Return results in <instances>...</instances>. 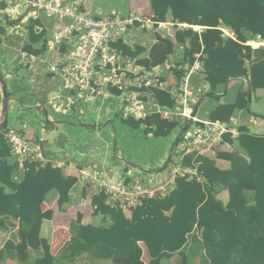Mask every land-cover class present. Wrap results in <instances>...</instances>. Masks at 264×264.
<instances>
[{"label": "trees", "instance_id": "trees-1", "mask_svg": "<svg viewBox=\"0 0 264 264\" xmlns=\"http://www.w3.org/2000/svg\"><path fill=\"white\" fill-rule=\"evenodd\" d=\"M148 3L153 27L170 22L172 31L167 35L155 34L149 49L140 44L130 48L120 40L112 46L131 57L146 53L137 61L146 67L168 62L180 48V59L161 76V80L177 84L187 72L186 65H192L199 55L202 68L198 72L203 74L208 91L197 94L193 107L198 97L208 94V98L217 102L208 112L209 120L230 122L237 110L248 112V90L253 94L264 89V0H148ZM33 24L28 25L29 36L22 49L40 53L46 40L43 33L33 31ZM197 27L201 30L196 31ZM1 41L0 38V44ZM39 43L41 46H36ZM237 78L246 80V89H239L234 101L220 102L221 88ZM168 89L169 85L167 89L151 87L147 92L158 107L170 108L176 97ZM111 92L120 94L115 89ZM115 117L154 137L168 136L182 127L178 121L163 118L158 112L142 118L118 113ZM237 130L235 139H230L229 134L223 136L232 149L217 147L214 158L196 150L184 154L182 164L195 168L199 180L178 177L167 195L144 200L131 209L129 216L108 205L103 192L92 194V215L107 217L110 225L84 224L82 213L77 212L68 223L69 239L55 255L50 252L49 242L40 236L42 221L51 219L53 213L50 209L42 210V204L47 194L55 191L57 209L64 211L77 178L65 175L51 162L40 165L24 161L22 178L15 181L13 174L18 165L10 162L6 131H0V230L13 231L0 249V264L5 259L18 264H74L77 259L143 264L141 242L150 260L148 264H165L176 252L180 254L176 264H190L198 255L207 264H264V128L261 133H253L242 124ZM216 159L228 161V169L218 167ZM223 190L228 193L226 204L218 198ZM30 250L37 254L33 260Z\"/></svg>", "mask_w": 264, "mask_h": 264}, {"label": "built area", "instance_id": "built-area-1", "mask_svg": "<svg viewBox=\"0 0 264 264\" xmlns=\"http://www.w3.org/2000/svg\"><path fill=\"white\" fill-rule=\"evenodd\" d=\"M3 11L10 14L0 16L7 22H13L25 14L29 15L28 25L34 22L33 31L36 34L43 33L46 40L42 44L43 52L20 51L16 57L19 62L26 67H38L43 73L52 75L66 91L90 98L113 95L126 108L130 107L136 112L128 109L129 114L139 117H145L146 114L137 98L138 89H167L169 85L168 90L176 97L174 106L160 107L157 110L163 118L174 119L189 126L183 134L179 152L174 153L170 159L166 179L155 182L135 178L131 181L110 180L92 171H80L79 178L96 190L95 192H103L108 205L130 214L131 209L141 205L144 200L167 195L174 188L178 177L199 180L195 168L182 164L184 154L195 150L194 147L202 155L211 148L215 150L222 147L228 151L232 149V145L225 142L223 136L229 134L230 139L238 136L239 125L235 119L232 118L230 122L212 121L194 114L191 77L202 67L199 55H196L192 65L186 67L187 72L177 84L161 80V75L172 67L171 60L146 67L137 62L141 57H131L112 46L120 40L132 48L135 43L126 40L129 29H152L154 22L150 18H144L140 13H131L128 16L116 13L92 14L85 9L83 0H0V13ZM161 26L164 25L159 24L157 28ZM222 32L229 35L225 28H222ZM111 89L119 90L120 94L114 95ZM5 131L9 153L18 163L23 165L24 161H35L43 165L45 156L38 144L11 126Z\"/></svg>", "mask_w": 264, "mask_h": 264}, {"label": "crops", "instance_id": "crops-1", "mask_svg": "<svg viewBox=\"0 0 264 264\" xmlns=\"http://www.w3.org/2000/svg\"><path fill=\"white\" fill-rule=\"evenodd\" d=\"M83 1L85 9L88 11L86 6L87 1ZM130 8L131 13L139 10L137 8V5L135 4H132ZM1 15L2 13H0V16ZM28 27L29 26L26 25V27L23 30H19L20 32H17L16 35L11 38L9 37L10 40L8 41H12V39L15 38L20 47L22 45L24 46L29 36ZM153 29L156 28L153 27ZM148 30L149 29L145 27H143L142 29H140L139 27L130 28L126 35V40L129 43L140 44L146 49H149V47L155 41L154 35L157 33H161L159 31H154L155 33L153 35V40L151 41L149 46H146L142 38L146 35ZM140 40H142V42H140ZM39 44H37L36 46H39ZM23 46L21 48L19 47V52L24 51L22 49ZM16 52L17 50H15L10 44H6V41H1L0 55L2 61L1 65L3 69L1 67L0 68L6 79L9 94L12 95V98L14 99L9 103L8 126L9 120L20 121L22 127L15 129L19 131L24 137L29 138L41 147L45 156L44 163L51 162L53 166L60 167L65 175H70L77 178V182L70 192V202L65 206L64 211H59L57 209V194L55 191H51L50 193H48L45 201L42 204V210L50 209L53 211V213L51 219H44L42 221L40 227V236L41 238H44L49 242L50 252L55 255L59 252L64 242L69 239L68 223L70 219H75L77 212L82 213V223L84 224L108 226L111 223L107 217H103L102 215H92L90 196L97 192H95L96 190H94L92 187L90 188V185L79 178L81 170L85 169L87 171L101 174L110 180H133L134 178H140L136 166L132 167V165L128 163L122 165L118 163V161L115 162V160L114 162L112 160L111 163L108 161L106 151L108 149L109 142L107 140L105 141L106 144H103L102 141L100 143V137L96 133L97 130H99L100 128H104L106 124H108V122L103 125L102 123L106 120H108L109 122L112 121V118L116 116V113L122 114L123 117H127L132 115L128 113V109L130 111H133L134 113L136 112L130 107L126 108L124 105H122V101L120 99V101H117L116 99L118 98L113 95L103 98H90L82 97L74 92L64 90L61 87V83L52 75L43 73V71L38 67L23 66L22 63L19 62L18 58L11 57ZM145 55L146 53H143L139 57L143 58L145 57ZM174 58V55H172L169 59L173 62V60H175ZM186 67L188 68L189 66L186 65ZM199 73L201 74V71ZM162 75L165 76V74ZM202 75L203 74H201V77ZM191 88L194 93V99L192 102L193 107V103L197 98V94L200 95L201 93L207 92L208 85L206 84V82H204V80L201 85H199V82L192 81L191 77ZM239 89H246V80L244 78L229 80L228 83L221 88V92L218 93L219 95H223V98L220 100V102L234 101L235 94ZM147 91V89L143 88L137 90V98L141 103L142 111L145 112L146 115L152 112H157L158 108H160L156 105L154 99ZM225 93L226 95H224ZM171 94L173 95V93ZM208 99V96L201 97L200 99L198 97L197 103L199 104L195 115H197L196 113L200 105ZM253 99L256 100V102L254 103V107L252 102L254 101ZM262 99L264 100V89H258L257 91H255V93L251 94V102L249 103L248 112L237 110L233 114L232 118L237 121L238 125L244 124L249 126L251 132L261 133L264 128V106L260 104L259 100ZM211 100V106L208 109L207 107L203 109V118L200 117L201 119H208V112L217 104L214 99ZM150 102H152V110H149L151 108V105L150 108L147 107ZM104 104H108V106L102 108ZM195 107H193V111L195 110ZM32 109L34 110V112L31 111ZM147 109L149 111H147ZM27 110H29L31 114L26 117H28L29 120H36L32 124H30L26 120H23L22 116L26 115ZM254 113L259 116H254ZM132 116L140 118L139 116ZM257 117L259 118L257 119ZM122 125L126 126L127 128H131L128 125ZM180 125L183 126L184 124ZM67 127L69 129H67ZM40 128L41 130L40 132H38ZM181 128L182 127H179L180 131ZM122 130H125V128H122ZM185 131L181 134V136L185 133ZM71 134L73 136H71ZM144 137L150 138L151 135H144ZM58 138L61 139L58 140ZM48 139H51L52 141L48 142ZM173 145L169 148V150L168 148L164 147L163 150L159 153V163H157V165L155 166V169L158 170L154 172L152 177L147 181L155 182L157 180L167 178V168H165V171H163L160 170L159 167L163 166L164 162L167 159V156L171 152ZM234 146L237 147L236 145ZM179 148L180 143L174 146L173 151L174 149L175 151L172 152V155L174 153L176 154V152L178 153ZM194 149L197 150V147H194ZM98 151L99 153H101V155H99ZM203 155L214 158L215 150H213L212 148L210 150H206ZM118 159H121L120 154L118 155ZM9 160L11 163L15 162L18 165L17 170L13 174V179L15 181H19L22 178L23 166L22 164L18 163L13 156H10ZM216 164L221 169H228L229 167V162L223 159H216ZM142 169V171L144 172H150L151 170L149 167H145ZM88 191H92V194L88 195ZM83 192L86 193V197H83ZM50 194H52L51 197H49ZM80 198L82 200H80ZM218 198L224 204H226L228 201L227 191L223 190L218 195ZM77 203L80 204L79 206L84 207V209L78 211L75 210V212H72V205H77ZM125 215L129 216V214ZM12 232L13 231L0 230V235L2 234L3 236H5L3 245L5 241L11 237ZM3 245L0 247V249L3 247ZM140 247L142 249L140 259L143 264H148L150 260L146 254L145 247L142 242L140 243ZM29 255L31 260H33L37 256V254L32 250L29 251ZM179 259L180 254L176 252L168 261H165V264H176ZM5 260V264H8V261L14 264H18L14 260ZM80 261H84L87 264H116L112 260H95L93 262H89L85 259H77L74 264H78V262ZM60 264H65V262H62ZM190 264L207 263L205 262V259L202 255H198L191 261Z\"/></svg>", "mask_w": 264, "mask_h": 264}, {"label": "rangeland", "instance_id": "rangeland-1", "mask_svg": "<svg viewBox=\"0 0 264 264\" xmlns=\"http://www.w3.org/2000/svg\"><path fill=\"white\" fill-rule=\"evenodd\" d=\"M86 6L87 9L90 13L92 14H101V15H105V14H110V13H116L119 14L121 16H128L129 14H131V6L132 4L137 5V8L139 10H137V13H140L142 15V17L149 19L150 15L152 13L148 0H86ZM136 12H133L134 14ZM2 14L5 15H10L7 14V11H3ZM30 16L29 15H23L21 18L19 19H14L13 22H7V20H5V18L1 19L0 18V38L1 40L6 41V44H10L15 50H17L16 53H14V55H12L11 57L16 58L19 55V43L16 42V39H12V41H8L10 40L11 37H13L14 35H16L17 32H20L19 30H23L26 25H28V18ZM144 25H148V24H144ZM182 26V24L180 25ZM164 27V28H162ZM159 29H151L149 28L148 32L146 33V35L142 38V40L144 41L146 46H149L151 41L153 40V35H154V31H159L160 33H162L163 35H167L168 33H170L172 31V26L168 23H166V25L162 26ZM196 31H200L201 28H194ZM3 30V31H2ZM2 32V34H1ZM5 32V33H4ZM6 37H5V36ZM10 37V38H9ZM18 40V39H17ZM142 40H140V42H142ZM258 41V40H257ZM264 44V43H262ZM260 44V45H262ZM23 46V45H22ZM21 46V47H22ZM20 47V48H21ZM176 55H174V61H178L180 59V55H181V49L177 48V50L175 51ZM2 61H1V55H0V67L3 69L2 65H1ZM202 74V73H201ZM201 74L199 72H195L192 75V81H198L199 85H201V83L203 82V75L201 77ZM10 89V88H9ZM12 98V95H11ZM210 99V100H209ZM207 101H204L198 111H197V115L201 118H203V109L205 107H207V109L211 106L212 104V100L211 98H209ZM117 101H120L119 99H116ZM253 107H254V103L256 102L255 99H253ZM260 104H262L264 106V100H259ZM152 102H150V104L147 106L150 108ZM108 106L107 105H103L102 108ZM152 105L151 108L149 110H152ZM147 109V111H149ZM32 112H34V110H31ZM31 113L29 110L26 111V115L22 116L23 120L28 121L30 124L34 123L36 120H29L28 117ZM2 116V114H1ZM107 117V116H104ZM106 126L104 128H100L99 130L96 131L97 135L100 137V143L102 141L103 144H106L105 141L108 140L109 145H108V149L106 151V155L108 158V161L111 163L112 160L114 162L118 161V163L125 165V163L131 164L132 167L136 166L137 170H138V175H139V179L143 178L145 180H149L153 173L156 172L158 169H155V166L157 165L158 159H159V153L163 150V148H169L173 145L174 140L176 138V136L178 135L180 129L179 127L175 128L168 136L165 137H154L151 136L150 138L148 137H144V135L146 136L145 133H143L141 130L138 129H133V128H127L126 126H123L121 122V120L117 119L116 117L112 118V121H104L102 123L105 124L107 123ZM126 125V124H124ZM9 126H13L14 128H21L22 125L20 123V121H12L9 120ZM122 128H125V130H122ZM66 129V128H65ZM67 129H69L67 127ZM41 128L38 130V132H40ZM178 131V133H177ZM177 133V134H176ZM71 136H73L71 134ZM61 138H58V140ZM52 141L51 139H48V142ZM171 142V144H170ZM175 151V149H174ZM173 151V152H174ZM99 153V151H98ZM121 155V159H118V155ZM99 155H101V153H99ZM145 167H149L151 170L150 172H144L142 171V168ZM161 168V166L159 167V169ZM131 180V179H130ZM129 180V181H130ZM50 193V192H49ZM88 195L92 194V191H88L87 192ZM52 194L49 195V197H51ZM79 198V197H78ZM80 200H82L80 198ZM79 200V201H80ZM80 204L77 203L72 205V212H75V210H81L84 209V207L79 206ZM5 236H3L2 234L0 235V247L3 245V241H4ZM4 260V264H5ZM8 264H14L11 262H7ZM78 264H87L84 261H80L78 262Z\"/></svg>", "mask_w": 264, "mask_h": 264}, {"label": "water", "instance_id": "water-1", "mask_svg": "<svg viewBox=\"0 0 264 264\" xmlns=\"http://www.w3.org/2000/svg\"><path fill=\"white\" fill-rule=\"evenodd\" d=\"M0 90H1V98H0V131H5L6 128L8 127L9 103L11 101H13L14 99L11 98V95L9 94V91H8V88H7V82H6V79H5L4 75H3V72L1 70V68H0ZM207 95L208 94H206L205 96H207ZM250 102H251V91L248 90L247 109H249V103ZM198 104L195 107L194 114H195V112L197 110ZM1 114H2V116H1ZM253 115L254 116H259V115L255 114V113ZM263 118H264V115H263ZM186 127H187V123L182 126L179 135L177 136V138L174 141V145H173V147L171 149V152L167 156V159L164 162L163 166L160 168V170H164L168 166V163H169V161H170V159L172 157L173 148L178 143L179 138H180L181 134L186 130Z\"/></svg>", "mask_w": 264, "mask_h": 264}]
</instances>
